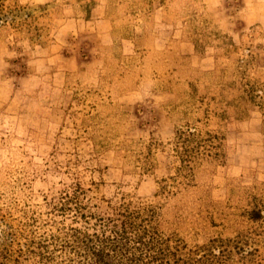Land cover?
<instances>
[{
  "label": "rangeland",
  "instance_id": "rangeland-1",
  "mask_svg": "<svg viewBox=\"0 0 264 264\" xmlns=\"http://www.w3.org/2000/svg\"><path fill=\"white\" fill-rule=\"evenodd\" d=\"M16 1L53 3L54 21L44 47L12 32L0 35V255L9 256L0 264H45L36 256L37 237L54 217L53 205L76 185L104 197L98 212L105 215L123 200L131 209L155 204L158 182L180 165L176 126L187 123L224 134V157L208 174L205 200L220 224L196 220L203 225L194 226L193 239L225 237L244 224L241 218L226 222V214L239 212L249 189L264 186L262 113L253 108L237 118L236 93L224 88L219 92L231 105L217 116L216 89H200L192 100L186 81H195L194 70L207 78L218 62L230 66L228 72L238 66L244 79L264 76V0L172 5L179 15L191 3L185 12L197 11L198 19L226 33L233 43L227 54L215 47L223 43L217 37L185 36L180 19L163 14L160 0H151L146 31L143 19L128 16L119 53L106 51L116 42L109 0H96L86 18L76 0ZM117 8L120 15L134 10ZM135 40L155 53L138 52ZM149 164L154 167L143 173L140 167ZM187 222L180 219V228Z\"/></svg>",
  "mask_w": 264,
  "mask_h": 264
},
{
  "label": "trees",
  "instance_id": "trees-1",
  "mask_svg": "<svg viewBox=\"0 0 264 264\" xmlns=\"http://www.w3.org/2000/svg\"><path fill=\"white\" fill-rule=\"evenodd\" d=\"M178 1L160 0V4L163 14L174 20L180 19L185 36L211 35L223 41L221 45H215L216 48L224 53L233 49L226 33L198 19L197 11L185 12L191 3L186 2L178 15V11L172 9ZM75 3L86 18L97 1L76 0ZM122 4L134 7L132 14L125 12L120 15L117 7ZM151 5V0H109L106 13L117 43L109 45L107 52L119 53L120 40L126 37L124 32L131 24L128 16L143 19L146 31ZM52 7L53 3L23 5L16 0H0V35L12 32L44 47L43 40L47 38L54 21ZM145 31L137 39L145 37ZM195 42L200 46L197 40ZM135 43L139 47L138 52L155 53V50L138 46L137 40ZM224 67L227 68L223 70ZM229 68L218 62L215 70L205 79L202 72L194 70L197 74L192 79L194 84L186 81L190 89L187 95L194 100L198 90L216 89L218 94L215 96L221 99H216L218 111L215 115L223 116V106L231 105V102L225 101L219 91L224 88L233 90L239 100L232 105L237 118L257 108L262 113L264 129V76L244 79V72L238 66L231 72L226 71ZM216 71H221V75ZM190 72L193 74V71ZM223 140V131H202L188 123L177 125L175 151L180 157V165L175 175L158 182L157 201L153 205L131 209L129 202L123 200L118 206H111L112 212L105 215L98 212L99 201L105 200L103 196L78 185L69 188L53 205L54 217L44 222V229L36 240V256L45 264H245L255 261L257 256L264 259V186L256 192L249 189L239 212L226 214V222L241 218L242 221H237L239 224L244 222L241 227L236 226L237 229L225 237L212 235L202 242L193 239L194 226L198 230L203 225L196 220L205 217L209 227L220 224L214 221L213 214L217 212L214 204L209 205L210 202L205 200L208 174L224 157ZM152 167L154 165L149 164L140 168L146 173ZM180 219H188L183 229L180 228ZM197 234L202 235L200 232ZM259 244L263 248L261 255L257 247ZM0 257L9 258L6 255Z\"/></svg>",
  "mask_w": 264,
  "mask_h": 264
}]
</instances>
